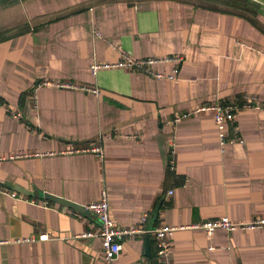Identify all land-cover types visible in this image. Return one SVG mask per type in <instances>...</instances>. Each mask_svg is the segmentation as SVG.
<instances>
[{"label": "crops", "instance_id": "crops-1", "mask_svg": "<svg viewBox=\"0 0 264 264\" xmlns=\"http://www.w3.org/2000/svg\"><path fill=\"white\" fill-rule=\"evenodd\" d=\"M123 56L183 60L175 80L128 69L92 73ZM0 100V242H9L0 245V264H102L101 240L78 237L99 233L87 206L103 191L121 229L184 228L170 239L172 264H264V229L209 237L190 228L264 218V6L0 0ZM219 104L235 108L236 130L224 145L213 111L176 121ZM93 146L104 149L102 159L84 152ZM41 236L48 239L15 243ZM147 237L150 264H159L150 234L126 238L115 264H144Z\"/></svg>", "mask_w": 264, "mask_h": 264}, {"label": "built area", "instance_id": "built-area-1", "mask_svg": "<svg viewBox=\"0 0 264 264\" xmlns=\"http://www.w3.org/2000/svg\"><path fill=\"white\" fill-rule=\"evenodd\" d=\"M182 58L177 56L174 58H164V59H135L131 56H123L122 60L115 64H96L92 66L91 71L94 75H97V72L101 69H128L130 71H137V72H150L149 74L156 79H169L175 80L178 78L180 73V66L182 64ZM164 64V63H172L174 65L173 73L169 76H165L161 73H153L150 71V68L156 64ZM59 88H75L71 84H59ZM86 91L94 94L95 96L100 95V90L98 88H85ZM206 111H213L214 112V123L218 130V139L222 145L225 144V141L228 137L229 131L236 130L235 127V108L230 105H214V106H203L197 108L190 114H186L184 117H179L176 121L179 122L180 120L190 117L196 113H202ZM234 140H231V143H234ZM242 143V141H239ZM70 153H80V150L77 151H69ZM84 152H90L96 155L98 158L102 159L104 157V149L101 146H93L90 149L84 150ZM52 155V154H51ZM41 156V155H37ZM28 158L32 157L30 154H26L23 156H13L10 159L14 160L17 158ZM4 158H0V161ZM174 163L171 164V169L173 170ZM173 192H170L172 194ZM13 197L16 194H12ZM87 210L92 213L98 215L99 223H100V231L98 234L93 233H85L80 235L78 238H94L97 237L101 240L102 244V264H115V262L120 257L123 248H124V241L126 238L143 236L145 234H150L153 236V239L156 244L157 249V257L159 264H172V253H171V246H170V239L174 236L175 232L182 228H177L165 224H161L155 227L151 231H145V229H121L117 227L111 217L110 214V205L108 201V195L105 191L102 192L100 200L93 202L87 206ZM148 215H144L143 221L146 222ZM194 230H203L206 234L211 237L217 231H223L227 234H231L237 230H255V229H264V218H257L250 223L247 224H237L230 220L229 217H222L214 220L207 221L203 224H197L190 227ZM48 239L47 236H41L38 240L35 238H25L22 240H16L15 243L22 244V243H33L37 241H46ZM9 242H0V245L6 244Z\"/></svg>", "mask_w": 264, "mask_h": 264}, {"label": "water", "instance_id": "water-1", "mask_svg": "<svg viewBox=\"0 0 264 264\" xmlns=\"http://www.w3.org/2000/svg\"><path fill=\"white\" fill-rule=\"evenodd\" d=\"M255 2H257L258 4L264 6V0H254ZM41 197L44 198L45 200L49 201V202H55L57 204L63 205L65 207L68 208H72L75 210H79L81 208V206L75 205L72 202L66 201L64 199L55 197V196H51L48 194H41ZM152 258V253H151V246H150V241L149 238L147 237L146 242H145V259H144V264H150Z\"/></svg>", "mask_w": 264, "mask_h": 264}, {"label": "rangeland", "instance_id": "rangeland-1", "mask_svg": "<svg viewBox=\"0 0 264 264\" xmlns=\"http://www.w3.org/2000/svg\"><path fill=\"white\" fill-rule=\"evenodd\" d=\"M214 1H216V2H217L218 0H214ZM252 1H254V0H252ZM254 2H255V1H254ZM212 6H214V5L212 4ZM216 6H217V5H216Z\"/></svg>", "mask_w": 264, "mask_h": 264}, {"label": "trees", "instance_id": "trees-1", "mask_svg": "<svg viewBox=\"0 0 264 264\" xmlns=\"http://www.w3.org/2000/svg\"><path fill=\"white\" fill-rule=\"evenodd\" d=\"M0 104H2V101L0 100ZM153 264V263H152Z\"/></svg>", "mask_w": 264, "mask_h": 264}]
</instances>
